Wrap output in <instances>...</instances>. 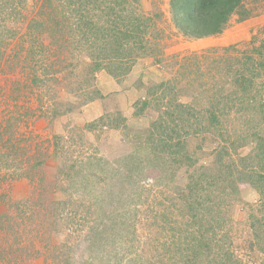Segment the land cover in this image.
<instances>
[{
    "label": "rangeland",
    "instance_id": "rangeland-1",
    "mask_svg": "<svg viewBox=\"0 0 264 264\" xmlns=\"http://www.w3.org/2000/svg\"><path fill=\"white\" fill-rule=\"evenodd\" d=\"M77 1L0 0V264H264V120L235 128L206 78L263 43L264 0L204 37L127 0L144 30L122 46L87 41ZM220 223L224 257L188 248Z\"/></svg>",
    "mask_w": 264,
    "mask_h": 264
},
{
    "label": "trees",
    "instance_id": "trees-1",
    "mask_svg": "<svg viewBox=\"0 0 264 264\" xmlns=\"http://www.w3.org/2000/svg\"><path fill=\"white\" fill-rule=\"evenodd\" d=\"M108 1L78 0L77 5H74L72 12L77 16L74 24L78 28H83L80 29V32L85 36L86 40L89 41L88 36L91 33L96 34V37L100 36L104 40L112 36L110 40L122 46V41L123 44L128 43L130 38L140 36L144 29L141 27L140 15L136 14L135 8L130 6L132 3L129 1V5L127 0ZM243 1L172 0L171 5L176 26L180 31L190 36L204 37L222 32L230 15L241 6ZM61 9L63 10L64 7ZM90 10H100L102 15H90L88 13ZM130 11H133V13H130ZM254 44L255 40L249 42V45L242 51V55L227 54V56L219 59L217 63L221 66L222 76L215 71L216 65H211L210 68L212 70L206 73V75L209 74L206 78H212L213 89L218 93V95L214 94L218 97L214 103L215 107L219 108L225 114V117L227 115L233 116L229 123H232L235 128L250 125L254 118V115H252L253 118L250 117V112L258 113L261 116V120H264V80H260L262 76L264 77V41L258 48ZM236 48L237 45L225 47L228 51ZM206 83L209 85L211 82L207 81ZM222 112L220 113L222 114ZM211 115L218 124H221V119L216 112L211 113ZM259 138L261 142H264V137ZM167 139L164 137L166 142H168ZM169 145L171 144L169 143ZM223 148L225 149V147ZM219 151L221 150L219 149ZM128 157L132 158L133 156ZM191 206L195 207V209L193 208V217H199L198 220L200 221L201 210L207 209L206 206L199 200L192 202ZM198 207H200V210H198ZM203 214L206 215L205 212ZM221 225L222 223L217 225V228L220 227L217 232L214 227L211 228L213 229L211 230L212 235L209 236L200 229V237H193V240L196 241V246L188 248L198 252L196 247H201L204 244L202 243L204 238H208L211 242L209 246L212 250L216 249L218 256L224 257L225 249L220 242L222 241L220 234L225 236L226 232L220 233ZM201 227L203 228L202 225ZM199 252L202 253L201 250Z\"/></svg>",
    "mask_w": 264,
    "mask_h": 264
},
{
    "label": "crops",
    "instance_id": "crops-1",
    "mask_svg": "<svg viewBox=\"0 0 264 264\" xmlns=\"http://www.w3.org/2000/svg\"><path fill=\"white\" fill-rule=\"evenodd\" d=\"M134 91V92H133ZM136 91H137V89H136V87H134V88H132V89H130V90H127L126 91V94H128V96H130L131 94V98H133V99H135L136 97H137V95H136ZM125 94V95H126ZM97 104V103H96Z\"/></svg>",
    "mask_w": 264,
    "mask_h": 264
}]
</instances>
